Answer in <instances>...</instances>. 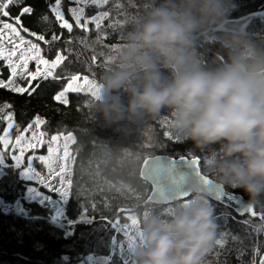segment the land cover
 Wrapping results in <instances>:
<instances>
[{
    "label": "trees",
    "instance_id": "1",
    "mask_svg": "<svg viewBox=\"0 0 264 264\" xmlns=\"http://www.w3.org/2000/svg\"><path fill=\"white\" fill-rule=\"evenodd\" d=\"M50 2L24 0V3L32 5L34 11L21 20L30 32L45 36L47 43L30 37L39 45L45 59L54 58L57 50L66 57L54 77L61 79L78 74L104 85L106 76L118 67L117 58L130 35L160 0H109L103 10L107 14L106 20L92 32L77 27L71 32L60 28L48 11ZM211 7V14L203 18L198 16L200 22L191 35L189 49L203 67L215 68L225 63L237 50L231 46L233 40L264 49V0H212ZM10 11L15 15L18 10L12 7ZM45 14L47 21L40 19ZM245 17L251 20L240 34L222 29L225 21ZM53 33L58 37L55 41L52 40ZM160 70L163 75L170 74L162 65ZM7 77L5 69L3 79ZM37 83L39 88L31 96L0 88V107L6 103L12 106L0 112V117L13 112L21 129L35 117H40L44 121L40 129L47 141L58 134L66 136L71 133L74 136L75 142L71 146L74 157L73 192L66 203L65 215L69 221L75 222L84 214L85 205L89 207V215L96 219L74 225L70 234L51 224L52 214L47 208L22 198L30 184L23 180L21 171L13 167V161L6 158L0 173V201L3 206L20 203L25 214L18 215L0 208V264H78L87 255L97 258L109 256L110 237L114 233L101 217L108 220L119 217L122 225L127 223L130 226L127 217L136 215L141 229L143 218L150 212L163 215L170 207L146 203L151 188L141 180L140 169L146 158L156 155L184 154V150L189 148L196 150L197 154L207 153L204 167L211 178L222 183L227 190L248 199L241 189L234 191L220 181L217 168L214 172L207 167L219 159L212 146L196 148L175 131L170 110L165 108L157 114L129 113L128 93L124 89L110 92L116 97L110 102L70 93L65 105L53 99L62 90L63 80L32 81L33 86ZM133 83H138V80ZM116 105L123 106L119 115L113 111ZM5 126L6 122L0 119V131ZM15 134L13 129L12 135ZM171 139L183 143H172ZM92 203L96 204L94 211ZM256 212L254 219L236 218L230 214L226 222L215 220V241L202 264H253V261L259 264L264 254V219L261 218L264 208L257 207ZM241 229L247 233L242 235ZM217 240L222 243L217 244ZM112 264H120L119 259L113 257Z\"/></svg>",
    "mask_w": 264,
    "mask_h": 264
},
{
    "label": "clouds",
    "instance_id": "2",
    "mask_svg": "<svg viewBox=\"0 0 264 264\" xmlns=\"http://www.w3.org/2000/svg\"><path fill=\"white\" fill-rule=\"evenodd\" d=\"M211 4L160 0L130 35L104 88L124 89L129 113L170 110L183 140L218 152L220 181L241 189L248 206L264 208V49L233 40L237 50L225 63L203 67L189 49L198 16L211 14ZM161 65L169 75L162 74ZM113 111L119 115L123 106ZM216 232L214 208L193 189L170 212L152 211L143 218L134 259L136 264H202Z\"/></svg>",
    "mask_w": 264,
    "mask_h": 264
},
{
    "label": "snow or ice",
    "instance_id": "3",
    "mask_svg": "<svg viewBox=\"0 0 264 264\" xmlns=\"http://www.w3.org/2000/svg\"><path fill=\"white\" fill-rule=\"evenodd\" d=\"M67 3L68 14L75 21L77 27L83 28L85 31H87L89 23H93L99 28L106 18L105 13L94 12L90 17L86 14V7L99 9L106 4V0H67ZM12 7L17 8V14L13 15L11 13L10 8ZM33 11L32 5L24 3V0H0V61H3L4 66L9 70L7 79H0V88L21 95L27 93L29 96L39 88V83L33 86L32 81L39 78L47 80L50 77H54L55 70L66 59L60 54L59 50L54 52L52 60L45 59L40 53L39 45L31 40H25V37L21 35L23 32L29 36L36 37L40 41H45L44 35H37V33L30 32L28 28L23 26L21 17L25 15L31 16ZM48 11L55 17L60 28L69 32L72 31L73 24L65 18L62 0H51L48 4ZM40 19L47 21L48 17L45 14ZM57 39L58 37L53 33L52 40L55 41ZM45 42L47 43V41ZM31 61L35 62V71L28 70ZM17 78L27 81V86H18L16 84ZM54 78L60 79V77ZM67 80L66 87L53 97L56 101L66 105L68 103L66 98L68 91L82 92L86 95L94 94L95 82L87 76L83 77L81 83H78V81H81V77L78 74L67 77ZM11 107L10 104L6 103L0 107V112ZM0 119L6 122V126L0 131V162L10 158L16 167L22 169L25 176L36 180L51 191H56L63 196L70 195L73 192L72 181L68 179L66 163H61V161L67 160L69 155L67 143L68 141L74 143V136L68 133L64 138L65 147L62 156L59 144L60 135L62 134H58L51 137L47 156L33 154L28 156L27 161H25L27 152L32 151L34 153L37 147L44 144V134L42 132H31L34 125L39 127L44 121L37 116L26 127L21 129L15 122L13 112H7ZM13 129H15V136L12 135ZM30 132L31 135H28ZM170 141L172 143H183V141L177 139H171ZM206 159L207 153L197 154L196 150L192 148L185 149L184 154L155 157L151 162L150 168L154 181V190L155 186H159L162 192L173 193L169 200L186 201L190 196V192L184 190V184L187 178L191 177L203 189H206L217 202L222 204L223 210L220 211L218 217L214 216L215 220L226 222L230 216L228 209L235 205H240V207L236 208L240 215L245 213H250L252 216L257 215V212L252 207L242 203V199L237 194L229 192L225 187L214 182L204 167ZM34 161H38L43 166L47 171V175H42L37 171ZM91 209L93 211L96 209L95 203L91 204ZM261 218L264 219V213H262ZM82 219L88 222H94L96 219L95 216L89 215V207L85 205ZM101 219L110 225L114 233L110 237V254L104 258V264H112L113 257H117L120 264H130L129 253L138 236L130 231L127 223L122 225L119 217L115 220H108L106 217H101ZM127 219L131 222V217H127ZM136 223L138 225V221ZM118 237L120 238L118 239ZM216 243L221 244L222 241L217 240ZM253 264H255L254 261ZM259 264H264V256L260 258Z\"/></svg>",
    "mask_w": 264,
    "mask_h": 264
},
{
    "label": "rangeland",
    "instance_id": "4",
    "mask_svg": "<svg viewBox=\"0 0 264 264\" xmlns=\"http://www.w3.org/2000/svg\"><path fill=\"white\" fill-rule=\"evenodd\" d=\"M108 1L109 0H106V4L103 7L99 8V9L91 8V7H86V14L90 17L94 12L105 13L103 10H104V7L107 5ZM62 8L65 10V18L68 19L69 22L73 24V28L74 27H77V25L75 24V21L72 19V17L67 12V8H68L67 0H62ZM105 16L107 18V14L106 13H105ZM106 18L103 20V22L101 23V25L104 23V21L106 20ZM4 19H6V18H4ZM82 23H83V21H82ZM77 28H79L82 31H85L83 28H80V27H77ZM96 29H97V27H96L95 24L89 23L86 32H92V30H96ZM243 31L244 30H242V32ZM21 35H23L25 37V40H30V37L31 36H29L28 34L22 32ZM32 38H34L35 40H37L36 37H33L32 36ZM40 53H41V51H40ZM52 59H49V60H52ZM35 67H36L35 62L34 61H31L29 63L28 70L29 71H35ZM5 69L7 70L8 76H9V70L7 69V67L4 66V62L3 61H0V79H3V75L5 74ZM56 70L54 72V75L56 73ZM79 76L81 77V81H78V83H81L83 77H85V76L84 75H79ZM39 79H42V78H39ZM48 79L56 80L54 77H50ZM89 79H91V78H89ZM57 80H63L64 81V83H63L64 86L62 88V90H63L66 87L67 82H68L67 77H64V78H61V79H57ZM92 80L95 82L96 88L94 90V94H92L90 96H92L95 99H98L100 101H103V102H110V101L116 100V97L113 94H111L110 92H106L105 91L104 85L98 83L94 79H92ZM16 84L18 86H21V87H26L27 86V81L17 78L16 79ZM8 91H10V90H8ZM10 92H12V91H10ZM12 93H15V92H12ZM70 93H79V94L86 95L85 93H82V92L68 91L66 93L67 100H68V96H69ZM17 94H19V93H17ZM58 103H60V102H58ZM61 104H63V103H61ZM41 125L39 127H36L34 125L33 128L31 129V132L40 133L41 132V129H40L41 128ZM31 132L28 133V135H31ZM65 137L66 136H64V135H60L59 144H60V149H61V156L63 155V150H64V147H65V144H64V138ZM43 140H44V144L42 146L37 147L34 150V153L32 151H29V152L26 153L25 161H27V157L28 156L33 155V154H35L37 156H40V155L47 156L48 155V151L47 150H48V146H49V141L50 140L47 141V140L44 139V137H43ZM72 144H73L72 141H68V143H67V149H68V153H69L68 158H67L66 161H61V163H66V165H67V168H68L67 176H68V179H70V180L72 178L73 165H74V157H73L72 152H71V146H72ZM217 160L218 159H215L214 162H212V163H210V164L207 165V167L210 170H213L214 172L216 171L215 165H216ZM34 166L37 169V171H39L42 175H47V171L43 168L42 165L39 164L38 161H34ZM0 167H1L0 168V173H1L2 170H3L2 168L5 167L3 165V162H0ZM13 167L19 169L21 171V176H22L23 180H25L26 182H28L30 184L29 187L27 188L26 192H25V195H23L22 198L24 200L28 201V202H35V203H38L39 205L47 208L51 212V214H52V216H51V218L49 220V222L51 224H53L56 227L61 228L62 230H64L65 232H67V234H70V233L73 232L74 225L88 223V221L82 219V217H83L84 214H82L78 218V220L75 221V222L69 221L66 218V215H65V206H66V203L68 201L69 195L68 196H63L62 194H60V193H58L56 191H51L47 187L39 184L36 180L31 179V178L25 176L23 174L22 169L16 167L15 164H14V162H13ZM233 190L236 191L237 189H233ZM209 203L214 208V214L220 213V211L223 210V206H220V205H218L216 203H213L211 201H209ZM213 204H215V206ZM172 206L173 205H171L165 211L170 212L171 209H172ZM216 206H218V207H216ZM1 207H2V209L4 208L3 210L6 211V212H9L10 211L12 213H17L18 215L25 214V211L22 209L20 203H16L13 206H3L2 205V202L0 201V208ZM228 212L231 215H233L234 217H236L233 214V212H231L230 210H228ZM130 217H131V225L129 226V229H130V231H132L133 233H135L138 236V239L135 241L134 246L132 247V249H131V251L129 253V257H130V264H136V261L134 259V253H135L136 249L138 247H140L141 241H142V238L143 237H142L141 229L139 228V224L137 225V223H136L138 221V217L136 215H132ZM241 230H242L241 231L242 232V235L245 234V233H247V230H245V229H241ZM78 264H104V258H97V257H94L92 255H87Z\"/></svg>",
    "mask_w": 264,
    "mask_h": 264
},
{
    "label": "water",
    "instance_id": "5",
    "mask_svg": "<svg viewBox=\"0 0 264 264\" xmlns=\"http://www.w3.org/2000/svg\"><path fill=\"white\" fill-rule=\"evenodd\" d=\"M250 20H251L250 17L227 20L222 24V29L225 32L240 34L242 32V30L244 29V27L250 22ZM158 156H168V155H156L153 157L146 158L141 165L140 177H141V180L144 181L145 183H147L151 188V192H150L149 198H148L146 203L152 204L154 206H159V207H167V206L174 205L175 203L180 202V201L179 200H169V197L172 196L173 193L172 192H167V193L162 192L160 190L159 186H155V190H154V181H153L152 176H151L150 168H151L152 160ZM214 182L216 184H219V185L225 187L222 183H220L216 180H214ZM193 189H196L198 191H202V193L207 197V199L209 201L222 206V204L217 202L214 199V197L206 189H203L195 181V179L188 177L185 184H184V190L191 192V191H193ZM237 196L242 199L243 204L247 205V203H246L247 199H245L244 196H242L240 194H237ZM237 207H240V205H235V206L229 208L228 210L233 212V214L238 218H249V219L256 218V215L252 216L250 213H245L244 215H240L236 211ZM253 209L256 211V208H253ZM262 256H264V254Z\"/></svg>",
    "mask_w": 264,
    "mask_h": 264
}]
</instances>
